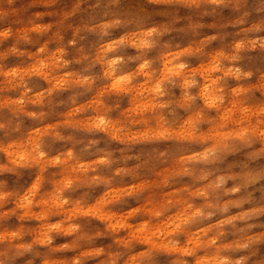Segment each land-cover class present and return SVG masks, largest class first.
Instances as JSON below:
<instances>
[{
	"label": "clouds",
	"instance_id": "9594fccd",
	"mask_svg": "<svg viewBox=\"0 0 264 264\" xmlns=\"http://www.w3.org/2000/svg\"><path fill=\"white\" fill-rule=\"evenodd\" d=\"M0 264H264V0H0Z\"/></svg>",
	"mask_w": 264,
	"mask_h": 264
}]
</instances>
